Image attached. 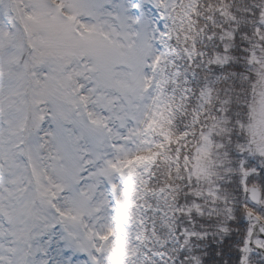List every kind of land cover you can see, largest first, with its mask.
<instances>
[{"label":"snow or ice","instance_id":"1","mask_svg":"<svg viewBox=\"0 0 264 264\" xmlns=\"http://www.w3.org/2000/svg\"><path fill=\"white\" fill-rule=\"evenodd\" d=\"M0 264H264V0H0Z\"/></svg>","mask_w":264,"mask_h":264}]
</instances>
